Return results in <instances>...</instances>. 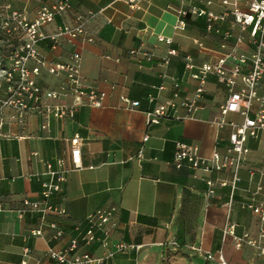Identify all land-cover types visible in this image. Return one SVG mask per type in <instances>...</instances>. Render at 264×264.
Segmentation results:
<instances>
[{
    "label": "crops",
    "instance_id": "0c3cea01",
    "mask_svg": "<svg viewBox=\"0 0 264 264\" xmlns=\"http://www.w3.org/2000/svg\"><path fill=\"white\" fill-rule=\"evenodd\" d=\"M213 1L214 10L219 11V0ZM10 2L13 8L32 17L42 3L51 0ZM69 3L70 11L65 16H56L43 27L44 31L51 32L60 23L72 22L73 14L78 13L84 17L85 35L92 40L83 35L59 38L52 47V41L45 39L38 43L39 53L46 61H66L71 53L78 52L83 82L104 93L103 104L79 106L72 119L46 118L32 111L23 124L3 125L0 264H53L46 248L67 246L71 237L79 236L87 227L88 213L102 206L115 207L111 244L103 247L95 242L81 246L80 250L105 256L114 244L123 243L125 248L105 258L104 264H188L192 259L200 260L205 252L215 255L222 252L228 264H264V255H258L254 248L247 245L236 248L231 237L222 235L228 221L236 224L237 234L257 233L258 218L243 204L264 206V130L247 139L248 152L233 191L230 185L219 184L221 179H231L229 169H176L170 164L176 140L197 143L203 157H210L213 151L227 153L232 130L229 122H240L242 117L229 112L224 116V124H216L227 89L214 74L207 75L198 106L188 112L181 103L194 97L200 83L185 70L181 57L171 56L164 63L166 51L172 48L179 55H190L195 65H200L215 60L225 51L234 55L248 53L251 46L246 32L239 43L233 39L224 41L219 34L205 31L202 17L190 18L184 27L174 30L176 0H139V8H131L124 0H69ZM230 20L219 25L228 29ZM238 30L237 26L231 28L233 34ZM157 34L171 37L172 41L169 44L158 41ZM130 49L137 51L131 54ZM226 66H231L229 60ZM37 80L46 101L55 102L48 97V91L59 88L64 77L42 69ZM174 81L180 82L178 91ZM261 82L264 85V75ZM121 96L138 100L139 104L129 108ZM168 99L175 102L168 116L161 117L158 123H149L147 112ZM60 100L71 103L73 95L65 93ZM43 122L47 123L46 128H42ZM74 133L84 139L82 167L66 173L59 192L52 198L66 209V214L48 217L64 235L52 240V231L45 229L42 236L33 237L30 230L38 226L39 214L20 213L22 200L41 198V183L48 178L46 162L55 164L56 157H63L66 165H70L69 139ZM145 135L147 138L143 140ZM140 149L142 158H138ZM208 178L215 183L211 196L206 194ZM171 241L178 243L177 249H173ZM25 248L30 249L29 253L24 252Z\"/></svg>",
    "mask_w": 264,
    "mask_h": 264
},
{
    "label": "built area",
    "instance_id": "2783aa9c",
    "mask_svg": "<svg viewBox=\"0 0 264 264\" xmlns=\"http://www.w3.org/2000/svg\"><path fill=\"white\" fill-rule=\"evenodd\" d=\"M131 8H139V0H124ZM177 19L173 25L174 30L184 27L190 18H204L205 31L216 33L224 41L233 39L235 43L241 42L246 36L251 49L248 53L234 55L231 51H225L218 55L213 61H205L195 65L190 55H179L175 49L169 48L163 58L164 63L169 57L179 56L185 62V70L190 76L199 81L193 98L182 101V105L188 112L193 111L198 105L199 94L203 91L202 84L208 74H214L217 80L227 89V96L219 105L220 118L217 125L225 123L224 116L229 113H238L242 119L240 122L231 121V132L227 153L220 154L213 151L210 157H203L199 153V145L193 142L176 140L174 143L171 166L176 169L186 167L191 170L202 168L206 171L229 169L232 177L230 180L221 179L222 186L230 185L233 191L239 180L238 170L248 152L247 139L256 136L257 132L264 130V0H219V11L214 10L213 0H176ZM71 9L69 0H51L50 3H42L32 17L25 12L12 7L10 0H3L0 4V87L4 88V95L0 96V130L7 122L23 124L27 114L32 111L58 119H72L79 106L87 105L101 107L104 93L83 82L81 74V55L78 52L70 54L66 61H46L39 53L38 43L49 39L52 47L56 46L59 38L74 39L86 36L83 27V16L75 13L72 22L58 24L51 32L44 31L43 27L51 23L56 16H65ZM230 20V27L222 29L219 23ZM237 26L238 32L233 34L231 28ZM158 41L169 44L171 37L161 34L156 35ZM199 45H201L199 43ZM224 46V45H223ZM137 50L130 49L133 54ZM148 57V54L144 53ZM231 66H226L227 61ZM195 68V70H193ZM45 69L52 75H62L64 83L57 89H50L48 97L55 102L45 99L43 88L38 83V75ZM177 91L180 82L174 81ZM161 88V86L159 87ZM70 93L73 101L66 103L60 100V96ZM177 95V93H175ZM152 99V95H148ZM121 100L129 108L136 107L138 100H130L121 96ZM175 107L174 99H168L157 104L154 109L147 112L149 123H158L161 117H166L170 109ZM42 128L47 123H42ZM147 136L143 137L145 140ZM69 161L66 165L63 157H56L54 163L46 162L48 178L41 185V198L31 200L24 198L20 213L34 211L39 214V224L30 230L33 237L42 236L45 229L52 231L51 239L58 240L64 235V231L53 220H48L49 215L63 216L66 209L52 201V198L60 190L61 183L66 179V173L72 169H80L81 146L83 137L74 133L70 139ZM33 155L36 152L32 153ZM142 149L138 152V158H142ZM206 194H214L215 183L212 179H206ZM259 188V187H257ZM232 200L228 202V208ZM254 215L257 216L259 226L255 235L248 232L237 234L235 223L228 221L222 229L223 238L231 237L234 246L241 248L245 245L254 248L258 255H264V206L245 202L243 204ZM114 206L97 207L86 216L87 227L79 236L69 239L67 246L56 248L52 245L46 248V255L53 260V264H104L107 257L116 251L125 248L123 243L113 245V250L107 251L105 256H93L86 250H80L81 246L91 245L98 242L103 247L111 244L112 222L114 217ZM78 230L79 226H75ZM173 249L178 248L176 241H171ZM200 252V249L194 248ZM25 248L24 252L29 253ZM216 262L217 264H228L222 252L216 255L211 252L202 253L200 260L192 259L188 264H206L205 262Z\"/></svg>",
    "mask_w": 264,
    "mask_h": 264
},
{
    "label": "rangeland",
    "instance_id": "374dc122",
    "mask_svg": "<svg viewBox=\"0 0 264 264\" xmlns=\"http://www.w3.org/2000/svg\"><path fill=\"white\" fill-rule=\"evenodd\" d=\"M205 262V261H204ZM206 264H215L214 262H205Z\"/></svg>",
    "mask_w": 264,
    "mask_h": 264
}]
</instances>
